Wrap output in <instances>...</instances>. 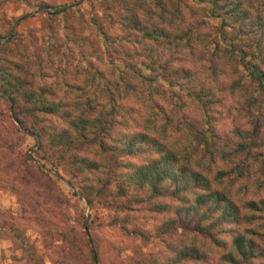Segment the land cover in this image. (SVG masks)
I'll list each match as a JSON object with an SVG mask.
<instances>
[{
    "label": "trees",
    "instance_id": "1",
    "mask_svg": "<svg viewBox=\"0 0 264 264\" xmlns=\"http://www.w3.org/2000/svg\"><path fill=\"white\" fill-rule=\"evenodd\" d=\"M152 2L160 8L157 15L167 21V27L145 24L134 14L117 13L119 23L128 30V35L136 37L140 48L134 49L136 59H125L116 64L115 79H108L88 59L85 70L92 74L81 82L89 91L84 93L85 96L78 93L75 100H69V88L80 87L73 84L75 79L73 82L66 80L65 69L61 70L59 65L62 59L55 55L68 52L78 56L81 53L79 47H72L76 37L67 34L69 42L66 43L55 38L52 43L40 47L45 58L15 61L11 71L1 56L14 39L13 34L0 45V91L10 99L9 107L20 126L38 138L40 144L41 138L46 136L48 144L55 148L60 145L80 172L83 169L94 172L99 166L96 156L102 159L101 168H111V163H117L118 158L122 160L124 154H149L148 162L135 165L126 177L132 185L147 187L145 194L152 210L170 214L161 224V234L181 229V235L172 241L171 249L183 264H264V197H256L255 193L254 197L245 198L249 188L241 185V180L254 176L255 191L259 192L263 187L264 136H258L261 128L257 124L252 132L231 130L224 142H228L232 154L238 158L230 168H221L215 163L219 158L225 159L227 151L221 147V133L214 125L216 113L220 112L214 105L223 104L228 94L242 97L241 105L250 113L251 126L264 114V0L257 7L251 0L247 5L243 0ZM179 5L183 10L188 9L192 18L189 23H185L180 15ZM74 6L76 4L56 6L47 14L67 16ZM137 6L142 5L138 3ZM166 12L181 17L179 21L177 18L166 19ZM109 18L113 20L112 16ZM95 19L97 15L92 17L94 24ZM208 22L215 28L203 33L201 38L202 29H196ZM100 32L107 38L103 29ZM198 36L203 53L196 59L194 69L191 62L178 59L177 50L171 51L165 59L153 52L154 44L169 48L181 45L193 56L197 52ZM56 45L58 52L54 50ZM205 56L208 64H202ZM176 60L177 65L174 64ZM206 69L210 71L209 75H205ZM49 72L55 73L49 75ZM220 73L224 75L223 80L216 77ZM206 81L209 84L206 85ZM142 83L150 96H163L170 91L199 100L203 122L199 120L196 125L183 122L189 128L186 132L192 136L183 139L184 145L174 139L181 126L172 122L156 97L153 112L143 121L122 110V99L133 93V97H137V91L142 94L143 89L139 87ZM98 86H101L102 94L98 92L100 97L96 95L95 98L94 90ZM62 87L67 90H61ZM3 94L2 98L6 99ZM95 106H99L96 112ZM156 107L162 117L158 116ZM23 113L36 117L38 122H46V125L39 124L38 129L35 125L30 127L21 117ZM123 122L132 123L137 130L120 139L115 138L113 130ZM66 123L68 129L62 127ZM79 138L85 141H77ZM114 146L118 148L112 149ZM114 150L120 152L118 158ZM145 164L149 165L144 167ZM102 173L100 170L99 175H95V183L102 181L104 187L101 190L106 192L105 186L111 184L113 176ZM122 182L125 183L123 177L120 184ZM118 188L125 190L123 186ZM85 196L91 203L89 191ZM120 196L115 195L112 200L116 201ZM160 196H168L170 201L159 200Z\"/></svg>",
    "mask_w": 264,
    "mask_h": 264
},
{
    "label": "rangeland",
    "instance_id": "2",
    "mask_svg": "<svg viewBox=\"0 0 264 264\" xmlns=\"http://www.w3.org/2000/svg\"><path fill=\"white\" fill-rule=\"evenodd\" d=\"M243 1L245 5L250 3V0ZM251 1L257 7L263 0ZM138 3L142 6H137ZM72 4L76 6L70 9L67 16L47 14L56 6ZM189 5L192 4L189 2ZM179 8L185 23H189L192 18L188 9H181V5ZM159 11L160 8L155 6L152 0H0V40L7 37L0 45L15 34L9 47L3 50L1 58L6 59V66L13 71L15 61L45 58L40 53L41 46L52 43L55 38L69 42L67 34H73L76 42L72 43V47L78 46L82 54L75 56L67 52L60 56L56 54L55 58L62 59L59 65L61 70L65 69L66 80L73 82L75 79L73 84L76 83L75 85L81 88L68 87V99L75 100L78 93L85 96L84 93L89 91L81 82V79L92 74L91 71L85 70L86 60L91 59L95 67L112 80L115 79L117 63H122L125 59H136L135 50L140 48V44L136 42V37L128 35V30L119 23L117 13L134 14L145 24L156 23L157 26L167 27V21L157 15ZM94 15H97L95 24L92 21ZM175 15L174 12H166V19L177 18L179 21L181 16ZM109 16H112L113 20ZM214 28L212 23L208 22L206 26H198L196 30L202 29V38L203 33L212 32ZM102 29L107 33V38L100 32ZM200 40L198 36L197 52L195 51L193 56L181 45L169 48L154 44L153 52L159 55L160 59H165L171 51L177 50L178 59L191 62L194 69L196 59L203 53ZM54 50L58 52V45ZM79 59L82 60L78 61ZM111 61H114V64ZM174 64L177 65L178 61ZM202 64H208L206 56ZM54 73L49 72V75ZM209 73L206 69L205 75ZM216 77L224 79L221 73L216 74ZM52 78L53 76L50 79ZM205 83L209 84L208 81ZM139 87L143 89L142 94L137 91V97H133V93L131 97L123 98L122 110L132 117L138 116L143 121L145 116L153 112V99L156 97V101L163 105L172 122L181 126L179 135L174 139L181 146L184 145V138L191 139L192 136L186 132L189 128L183 125L187 123L183 122L189 121L193 125L203 122L199 100H194L186 94L179 96L170 91L163 96H150L144 83ZM65 89L62 87L61 90ZM94 91L95 98L96 95L99 98L101 86ZM2 94L0 91V238L8 239L12 244L11 250L1 253V264L4 261L6 264L184 263L174 256V250L171 249L174 243L172 241L180 237L181 229L161 234V224L170 214L152 210V204L147 201L145 194L147 187L132 185L126 177V173L135 165L148 162L149 154H124L121 160L118 158L120 152L114 150L118 161L111 163V168H101L102 159L96 156L99 168L93 170L94 172L86 169L80 172L77 166L68 160V154L61 150L60 145L55 148L48 144L46 136L41 138L40 144L38 138L26 132L13 116L9 107L10 99L4 94L6 99L2 98ZM232 95L225 96L223 104L214 105L215 109L220 111L216 113L214 125L221 133V147L227 151L225 159L219 158L218 163H215L221 168H230L238 158L232 154L233 150L228 142H224L226 134L229 137L231 130L252 132L257 124V127L261 128L258 136H264V114L260 121L256 120L251 126L250 113L241 105L242 97ZM93 109L96 112L99 106ZM156 109L158 111V107ZM158 116L162 117L159 111ZM21 117L30 127L35 125L36 129L39 124L46 125V122H38L36 117L25 113L21 114ZM62 127L68 129V124ZM136 130L132 123L123 122L113 130V136L120 139ZM77 141L85 139L79 138ZM114 147L112 149L118 148ZM40 164L57 171L58 175L47 171ZM148 165L145 164L144 167ZM100 170L104 176H113L111 184L105 186L106 192L101 190L104 187L102 181L95 183V175H99ZM122 177L125 183L120 184ZM254 180V176L252 179L247 177L241 180V185L249 188L245 198H252L255 193L256 197H264V184L261 191L256 192ZM126 184L129 185L127 189ZM119 186H123L125 190H119ZM88 191L92 197L91 203L85 196ZM115 195H121V198L112 200ZM159 200L169 202L170 197L160 196ZM262 231L264 233V229Z\"/></svg>",
    "mask_w": 264,
    "mask_h": 264
},
{
    "label": "crops",
    "instance_id": "3",
    "mask_svg": "<svg viewBox=\"0 0 264 264\" xmlns=\"http://www.w3.org/2000/svg\"><path fill=\"white\" fill-rule=\"evenodd\" d=\"M8 241H9L8 239L0 238V256H1V253H6L7 251H9L10 245L12 243H10ZM1 262L2 261H0V264H1ZM3 264H6L5 261L3 262Z\"/></svg>",
    "mask_w": 264,
    "mask_h": 264
},
{
    "label": "water",
    "instance_id": "4",
    "mask_svg": "<svg viewBox=\"0 0 264 264\" xmlns=\"http://www.w3.org/2000/svg\"><path fill=\"white\" fill-rule=\"evenodd\" d=\"M5 39H7V37L6 38H4V39H2V40H0V43L2 42V41H4ZM36 161V160H35ZM41 166H43L47 171H51V172H53V173H55V174H57L58 175V172L57 171H54V170H50L49 168H47L45 165H43V164H40Z\"/></svg>",
    "mask_w": 264,
    "mask_h": 264
}]
</instances>
